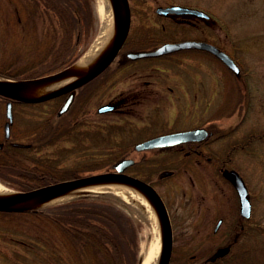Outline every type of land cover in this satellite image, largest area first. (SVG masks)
<instances>
[{
  "label": "rangeland",
  "instance_id": "1",
  "mask_svg": "<svg viewBox=\"0 0 264 264\" xmlns=\"http://www.w3.org/2000/svg\"><path fill=\"white\" fill-rule=\"evenodd\" d=\"M129 1L132 23L126 50L150 47L163 41L206 39L225 49L236 60L241 75H236L211 52L200 49L183 50L176 58H143L131 63H115L84 89L82 97L87 94L84 104L80 108L77 106L79 109L74 107L78 118L73 133L37 155H48L56 170L45 169L52 170L56 177H65L73 169L88 168V171L79 170L81 172L102 170L104 167H92L110 160L113 162L115 149L141 140L140 133L133 134L130 126L133 130L139 129L137 124H142L147 117H158V113L142 103L112 112H99L98 107L132 86L143 84L145 78L161 82L163 76H168V84L175 87L179 101L172 104L167 99L166 106L159 110L160 116L170 119L173 129H186L201 123L217 126L219 132L225 134L207 149L222 158L230 157L229 164L239 168L254 194L255 211L250 223L257 228L250 227V230L256 233L254 245H258L252 248V252L245 250L247 236L236 243L235 250L221 258L219 264H239L241 261L244 264H264V0ZM174 3L207 11L211 16H166L156 12L158 6ZM15 4V0H0L4 12V18H0L1 71L10 72L12 67H21L18 51H15L20 37L18 29L42 26L41 20H25V25L24 20L19 23L14 13ZM95 6L99 16L98 35L102 18L97 0ZM23 17L27 18V15L23 14ZM132 71L136 72L134 74L143 73L145 77L134 78L130 75ZM173 71L178 73L177 81L172 77ZM1 102L0 99V138L5 120V102ZM61 102L62 98L57 97L34 105L15 103L16 137L25 139L22 132L29 131L51 113L57 118ZM260 134L263 136L259 137ZM133 157L139 161V166L129 172L137 175L150 172L154 186L168 206L174 234L169 264H182L187 258H190L187 264H201L220 247L232 243L234 238L230 230L235 222L237 204L232 200L231 187L224 181L217 164L191 162L186 166L187 170L181 167L173 176L160 178L162 170L176 165L171 155L156 158L147 155L145 160L141 153L134 152ZM136 209L145 219L140 233L143 262L153 241L155 227L141 210ZM221 214H226L227 219L221 232L214 233ZM14 227L10 216L0 214V232L10 233ZM162 251L163 243L152 264L160 263ZM21 263L30 264L22 259ZM0 264L13 263L0 254Z\"/></svg>",
  "mask_w": 264,
  "mask_h": 264
},
{
  "label": "trees",
  "instance_id": "2",
  "mask_svg": "<svg viewBox=\"0 0 264 264\" xmlns=\"http://www.w3.org/2000/svg\"><path fill=\"white\" fill-rule=\"evenodd\" d=\"M15 1L17 4L13 8L19 23L24 20L25 25V20H41L42 26L18 29L20 37L15 51H18L21 67L14 64L16 68L12 67L10 72L0 70L3 76L36 77L63 69L75 62L97 35L99 16L96 0ZM13 101L26 105L41 103ZM82 105L77 100L62 116L54 118L51 113L39 120L34 128L22 132L30 146H17L7 140L0 149V180L17 190H28L84 173L79 170L88 171V168L73 169L65 177H56L52 172L56 168L48 155H37L73 133L78 118L74 107ZM128 150L129 146L115 149L114 159L125 157ZM113 162L106 161L92 168L105 167ZM0 214L10 216L15 226L10 233L0 232V254L12 262L21 263L22 259L30 264H141L140 233L144 216L116 194L87 193L55 204L4 210ZM250 227H254L253 224L242 238H235L232 251L236 243L247 236L245 250L252 252L258 245H254L257 235ZM189 259L182 264H187ZM212 260L209 257L201 264H219L221 261Z\"/></svg>",
  "mask_w": 264,
  "mask_h": 264
},
{
  "label": "water",
  "instance_id": "3",
  "mask_svg": "<svg viewBox=\"0 0 264 264\" xmlns=\"http://www.w3.org/2000/svg\"><path fill=\"white\" fill-rule=\"evenodd\" d=\"M125 6V13L122 12V10L118 6V0H109L110 7L113 12L114 19L116 21V34L114 37H112L108 47L104 51L98 65L93 69L92 71L86 73L85 75L78 77L77 79L66 83L65 85L49 92L44 95H40L38 97H24L22 95H19L14 91V88L18 85L17 81L22 80H30L33 82H46L51 81L54 79L62 78L67 75H69L70 72V66L61 69L59 71L37 76V77H30V78H24V79H13V81H0V95L9 97L11 99L16 100H24V101H43L55 96H58L60 94H63L65 92H70L64 103L62 104L59 114H62L68 108L70 107L71 103L73 102V99L76 94L77 88L83 86L84 84L88 83L92 79H94L96 76L101 74L107 67L115 60L117 55L119 54L120 50L122 49L123 45L125 44L130 27H131V8H130V2L129 0H122ZM157 12L161 14H169V13H177V14H184V13H191L198 16H208L209 14L205 11L193 7H187L183 5H170V6H158ZM183 48H198L203 50H208L218 56L221 60H223L232 70H234L236 73L240 72V67L235 62V60L222 48L219 46L205 41V40H196V39H187V40H181V41H168L164 42L155 48L152 49H140V50H131L127 52V56L136 59L141 57H147V56H159L167 53H171ZM116 107L115 104L106 103L99 107L100 112H105L112 110ZM7 116L8 120L5 124L6 129V136H10V129H11V123L13 121V112H12V102L9 101L8 107H7ZM209 134L208 130L206 128L200 127L190 130H184V131H178L173 132L165 135H161L158 137H154L145 141H141L136 144V149L142 150L146 148H152L157 146H166V145H172L176 144L182 141L187 140H195V139H201L206 137ZM17 145H23V143L16 142ZM0 146H2V143H0ZM135 162V159L132 157L123 158L119 160L115 164V170L113 171H107V172H101V173H95L90 174L86 176L81 177H75V178H67L58 180L53 183L41 185L38 187H34L32 189L28 190H15L17 191V194L7 198V199H0V210H19V209H27V208H36V207H23L18 208L14 207V205L20 201H23L31 196H34L39 193H45L46 195L43 197L44 200L50 199L54 196H57L64 191L71 189L73 187L94 182V181H100V180H109V179H117L122 180L126 182L133 183L140 188H142L146 193L149 194V196L154 201L158 213L160 215V218L162 220V229H163V251L162 256L159 264H169L172 257V251H173V228H172V222L170 218V214L168 211V208L158 192V190L149 182L142 179L141 177L129 174L125 172V169L133 164ZM224 175L227 176L229 179L232 180L234 185L236 186L241 200V214L243 216L249 217L251 215L252 210V203L249 197V190L246 185V182L240 172L236 169H225ZM9 187V186H8ZM41 207V206H38ZM221 221H219V226ZM231 249L230 245L223 246L218 249L217 254L219 256H223L227 254Z\"/></svg>",
  "mask_w": 264,
  "mask_h": 264
},
{
  "label": "flooded vegetation",
  "instance_id": "4",
  "mask_svg": "<svg viewBox=\"0 0 264 264\" xmlns=\"http://www.w3.org/2000/svg\"><path fill=\"white\" fill-rule=\"evenodd\" d=\"M176 4H180V3H176ZM3 14H4V12L2 11V8L0 6V18H2V19L4 18ZM170 15H192V14L170 13L169 15H166V16H170ZM180 52H181V50L177 51V52L157 56V57H146L144 59L165 58V57L176 58V56H178V53H180ZM141 59H143V58H139V59H135V60H141ZM116 61L118 64H122V63H131L134 60L128 58L126 49H123L120 52V55L118 56ZM161 71H164V70H161ZM166 71L168 72V70H166ZM134 73H136V72L132 71L130 74L134 78L145 77L143 73H139V74H134ZM132 74H134V75H132ZM172 75H173L172 76L173 79L177 81L178 73L174 72V73H172ZM238 75H241V73ZM163 78H164V80H162L161 82H156L155 80L145 78L143 81V84H139V85L136 84V85L132 86L130 89H127L126 91H123L120 94L116 95L114 98H112L113 100L111 99L110 101L106 102V103H110V104H115L116 107L113 110H110L107 112L116 111V110L121 109L122 107H127V106H130L133 104L138 105L141 103L148 106L150 109L155 110L154 112L158 113V117H153V118L147 117L146 119L143 120L142 124L136 125V126H140L139 129L137 128V129L133 130V127L130 126V131L133 134H135V132L140 133V139H141V140H139L140 142L154 138V137H158L161 135H165L168 133H173V132H178V131H183V130H189V129L196 128V127L206 128L209 131V135L204 137V138H201V139L187 140V141H182L180 143H176V144H172V145L157 146V147L147 148V149H143V150H135L134 149L135 144H136L135 143L134 145L129 146V150L125 153V157H133L134 152L141 153L142 158L144 157L145 160H146L147 155L151 156L153 158L165 156V155L166 156L171 155L172 162L176 163V165L173 168L162 170L159 173L160 178H164L167 176H173L176 172L179 171V168H181V167H183V168L185 167V170H187L186 166L188 164H192L191 162H194L196 164H202L205 162H207L208 164H211V165L213 163L217 164L218 167L217 166L216 167L220 171L222 177L224 178V181H226V183L229 184V186L231 187L230 190H231L232 200L236 201V204H237V210H236L237 214L235 216V222L233 223L234 225L232 226V228L230 230V235H232L234 238L232 241V243H233L235 241L236 237H237V239L243 237L244 233L249 229V226L251 225L250 222L254 217V211H255L254 194L251 192L250 184L248 181H246L248 188H249L250 200L252 202V210H251V216L245 217L241 214V202H240L241 200H240L239 192H238L237 188L235 187L234 183L232 182V180L229 179L228 177L224 176V169L225 168H228V169L235 168L242 174V176H243V173L239 170V168H236V167L229 164L230 163V161H229L230 157L222 158L219 154L214 153L210 149H207L209 146L212 145L213 141H215L216 139H219V137L224 135L225 133L219 132L220 129H218L217 126H214L210 123H201V125L186 128V129H180V128L179 129H173L171 127L173 123L170 122V119L161 117L160 116L161 113L159 110H161L162 107L166 106V100L167 99L171 100L172 104H175V100L178 103L179 97L177 96L178 94L176 92L175 87L168 84V83H170V81H169L170 77L163 76ZM155 83H157L158 85L153 86V84H155ZM164 83H167V85L164 86L163 85ZM69 93L70 92H65V93L57 96L59 98H62V102H61L60 107L62 106V104L66 100ZM83 94H84V92H82L81 89L77 90L75 97L73 99V102H72V107L77 100L81 101L84 104L87 94L85 93V95L82 97ZM0 99L3 101V102H1V104L5 102V112H4L5 120L3 122V136H2V138H0V143H2V146H0V149H2L4 147L7 140H9L10 143H14L16 141L24 143L21 146H24V145L30 146V143L25 141V139H19L16 137V136H18L16 133V120H15V117L17 114L14 110V104H15L14 101L12 102L13 121L11 123L10 137L6 136L5 124H6V121L8 119V116H7L8 98L1 97ZM18 104H22V103H18ZM24 105H26V104H24ZM35 124H34L33 128L35 127ZM256 136L257 135L251 137V139H254ZM262 136H263V134L259 135V137H262ZM251 139H250V141H251ZM18 146H20V145H18ZM233 150H234V148L231 149V151H233ZM137 161L138 160L136 159V162L134 164H131L130 166H128L125 171L130 173L129 170L131 168L138 167L139 163H137ZM110 170H114V168H112L110 166H105V169L93 171L91 173L110 171ZM149 173H147V171L141 172V176L144 180L153 184V181L151 180V175ZM134 174H136V172H134ZM225 219H227L226 214H223V215L221 214L218 217V221H221V224L219 226H217V224H216V226L214 228V233L221 232L222 225H223ZM218 221H217V223H218ZM253 226L255 227L257 225L253 224ZM231 250H232V246H231ZM217 260H218V258L215 261H217ZM12 263L13 264H20L19 261H14Z\"/></svg>",
  "mask_w": 264,
  "mask_h": 264
},
{
  "label": "bare ground",
  "instance_id": "5",
  "mask_svg": "<svg viewBox=\"0 0 264 264\" xmlns=\"http://www.w3.org/2000/svg\"><path fill=\"white\" fill-rule=\"evenodd\" d=\"M97 1V8L102 18L101 29L89 49L70 66L69 69L71 73L65 77L46 82H33L30 80L17 81L18 85L14 88L16 93L24 97H38L49 93L95 69L112 37H114L117 31L116 21L110 7L109 0ZM118 6L122 12L125 13V6L122 0H118ZM0 81L6 82L13 80L12 78L0 76ZM92 192L114 193L141 210L152 221L155 227V234L150 249L142 262V264H152V259L154 258L156 251L160 246L162 247L163 243L162 220L157 207L149 194L133 183L117 179L94 181L68 189L47 200L43 199L46 195L45 193H39L16 203L14 207H38L59 203L81 194ZM16 194L17 191L0 181V199H7Z\"/></svg>",
  "mask_w": 264,
  "mask_h": 264
}]
</instances>
